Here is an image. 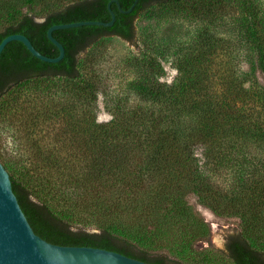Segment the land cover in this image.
Instances as JSON below:
<instances>
[{"label":"trees","instance_id":"1","mask_svg":"<svg viewBox=\"0 0 264 264\" xmlns=\"http://www.w3.org/2000/svg\"><path fill=\"white\" fill-rule=\"evenodd\" d=\"M110 1L0 0V42L22 34L56 57L48 28L108 22ZM118 2L127 10L134 0ZM182 4L203 20L198 34L186 45L157 44L129 58L132 79L119 90L80 68L103 38L138 45L142 12ZM110 8L111 27L53 33L65 51L59 63L38 60L16 41L0 54V162L33 232L54 245L149 264H186L159 252L181 244L176 256L194 253L212 264L207 250H195L211 231L188 203L193 195L215 215L240 221L241 231L225 242L231 264H264L252 245L264 237V7L255 0H138L128 14ZM227 9L235 13V40L214 33ZM165 53L176 70L170 83L159 81ZM98 95L106 123L97 121Z\"/></svg>","mask_w":264,"mask_h":264},{"label":"rangeland","instance_id":"2","mask_svg":"<svg viewBox=\"0 0 264 264\" xmlns=\"http://www.w3.org/2000/svg\"><path fill=\"white\" fill-rule=\"evenodd\" d=\"M255 1L264 7V0ZM233 2L234 0H227V4L232 5ZM188 13L183 4L179 6H155L142 12L135 22L138 45H131L119 37L103 38L89 49L87 57L85 55L81 59L80 68L85 73L94 72L100 78L102 85L115 87L119 90L125 82L132 79L133 71L128 67L129 58L146 54L151 49L153 50V46L157 44L171 43L170 45L177 44V47L182 44L186 45L198 34L202 28L203 20L195 19ZM224 14L221 23L219 22L220 24L218 23L219 25L216 26L217 29H214V33L218 37H232L235 40L238 38L233 27L235 13L233 10L227 9ZM169 46H166L165 49ZM241 53L246 56L248 51L243 47ZM161 64L164 74L159 81L170 83L176 76V70L168 53L164 54ZM241 66L245 70L248 68V57H245L241 62ZM58 83L57 81L56 85ZM95 113L99 123H106L110 120V115L103 106L101 95L97 97ZM3 146L4 142L1 137L0 153H2ZM187 201L208 223L211 231L209 241L197 242L195 250H207L206 252L213 257L212 264H231L225 254V242L227 236L241 231L240 221L237 218L215 215L208 208L200 205L193 195H189ZM252 245L264 252V237L263 239L258 238L256 241L252 239ZM180 246L181 244H172L169 247L170 252L167 250L159 252L166 254L170 259L182 260L186 264H203L206 261L198 259L194 253L187 254L186 257L176 256L175 251Z\"/></svg>","mask_w":264,"mask_h":264},{"label":"water","instance_id":"3","mask_svg":"<svg viewBox=\"0 0 264 264\" xmlns=\"http://www.w3.org/2000/svg\"><path fill=\"white\" fill-rule=\"evenodd\" d=\"M138 0L131 7L123 10L118 0H111L107 7L111 19L103 21H79L57 24L48 28L47 39L58 50L56 57H48L38 52L30 40L22 34H13L0 42V54L10 42L22 43L32 56L45 63H59L65 55L64 47L53 33L57 30L78 28L83 26L111 27L115 22L112 3L119 12L131 13ZM0 264H149L129 258L117 252L92 247L58 246L46 242L37 236L13 193L9 174L0 162Z\"/></svg>","mask_w":264,"mask_h":264}]
</instances>
